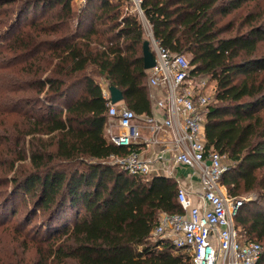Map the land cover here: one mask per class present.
Here are the masks:
<instances>
[{
  "label": "trees",
  "instance_id": "1",
  "mask_svg": "<svg viewBox=\"0 0 264 264\" xmlns=\"http://www.w3.org/2000/svg\"><path fill=\"white\" fill-rule=\"evenodd\" d=\"M249 1L142 0L141 9L154 38L174 53L190 54L194 73L215 84L207 145L231 162L223 178L229 195L257 197L243 201L236 225L261 244L258 264H264V57H256L264 28L221 38L216 19ZM72 2L0 0V10L14 8L8 17L17 32L14 44L26 58L27 90L37 96L26 103L33 106L29 111H14L29 125L24 137H31V151L16 160L29 161L31 171L20 170L15 185L46 215L50 238L62 241L53 252L59 263L189 264L152 238L161 213H182L177 182L161 176L145 181L108 163L129 151L106 139L107 101L94 77L119 89L136 114H151L143 23L123 13L125 0H103L98 13L84 9L67 34ZM58 6L62 14L48 15Z\"/></svg>",
  "mask_w": 264,
  "mask_h": 264
},
{
  "label": "built area",
  "instance_id": "2",
  "mask_svg": "<svg viewBox=\"0 0 264 264\" xmlns=\"http://www.w3.org/2000/svg\"><path fill=\"white\" fill-rule=\"evenodd\" d=\"M127 1L134 3L144 25L156 66L147 71L149 115H138L122 103L112 104L108 88L103 91L106 139L129 151L124 157H112L115 165L145 181L156 172L177 182L182 213H161L152 238H161L176 253L183 252L189 264H258L263 247L248 240L236 225L243 201L231 197L223 184L228 156L207 145V117L215 85L194 73L187 56L164 48L154 38L142 0ZM179 170L188 172L186 177L178 178ZM193 183L199 186L197 190Z\"/></svg>",
  "mask_w": 264,
  "mask_h": 264
},
{
  "label": "rangeland",
  "instance_id": "3",
  "mask_svg": "<svg viewBox=\"0 0 264 264\" xmlns=\"http://www.w3.org/2000/svg\"><path fill=\"white\" fill-rule=\"evenodd\" d=\"M102 2L103 0H93L84 3L81 0H73L71 10L75 18L66 28L67 34L74 32L77 17L84 9H88L93 14L98 13ZM126 8L129 9L128 12ZM13 9L4 7L0 10V264H63L54 259L53 255L62 241L59 238H50L45 229L46 215L43 211L36 210L32 200L26 198L24 192L20 191L14 182L16 178L23 177L20 170L25 169L28 173L31 171L29 161L22 163L16 161L19 153L31 151L29 145L31 137H24L29 125L14 111L16 106L25 112L29 111L33 106H26V103L33 102L28 100L37 99V96L32 90H27L29 89L28 78L22 73L26 58L14 44L13 39L17 32L11 30V21H9L13 15ZM51 13L62 14V9L58 6L48 15ZM123 13L136 15L134 3L125 0ZM249 15L251 18L248 19ZM31 18L29 17L28 21ZM216 19L218 28L223 32L221 38L246 34L252 27L262 26L264 28V0L249 1L241 9L226 17L219 15ZM55 21V19H50L48 24L53 25ZM146 38L145 31V41ZM184 54L189 60L192 59L190 54ZM256 57H264V41L260 42ZM94 79L101 88L105 87L104 78L97 76ZM20 89L24 91L14 92ZM214 91L216 92V88ZM40 99L43 100L44 96ZM213 100L214 97L211 98L212 102ZM43 102L45 101L36 102V107L38 108ZM17 139H21L18 145H16ZM42 139L48 140L45 136ZM108 163L115 164V159H110ZM226 163L228 166L231 164L229 159ZM186 174L185 171L179 170L178 178H184ZM256 198L255 194L240 197L242 201ZM153 241H162V239L155 238ZM180 253L185 255L183 252Z\"/></svg>",
  "mask_w": 264,
  "mask_h": 264
},
{
  "label": "water",
  "instance_id": "4",
  "mask_svg": "<svg viewBox=\"0 0 264 264\" xmlns=\"http://www.w3.org/2000/svg\"><path fill=\"white\" fill-rule=\"evenodd\" d=\"M143 66L145 71H148L156 66V60L153 52L151 51L150 43L148 41H145L143 44ZM108 91L110 93L112 104L124 102V95L119 89L109 86ZM153 177L160 176H158V174L154 172Z\"/></svg>",
  "mask_w": 264,
  "mask_h": 264
},
{
  "label": "crops",
  "instance_id": "5",
  "mask_svg": "<svg viewBox=\"0 0 264 264\" xmlns=\"http://www.w3.org/2000/svg\"><path fill=\"white\" fill-rule=\"evenodd\" d=\"M109 87V85L105 82V87H103L102 88V90L103 91H106L107 90V88ZM123 105H125V103L124 102H121ZM188 173V172H187ZM185 174H186V172H185ZM194 184V188L197 190L198 189V185H197V183H193Z\"/></svg>",
  "mask_w": 264,
  "mask_h": 264
}]
</instances>
